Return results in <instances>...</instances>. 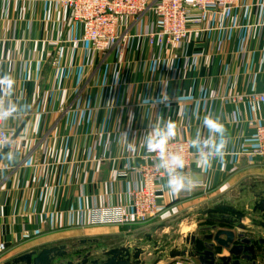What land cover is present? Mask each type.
Returning a JSON list of instances; mask_svg holds the SVG:
<instances>
[{"label": "crops", "instance_id": "obj_1", "mask_svg": "<svg viewBox=\"0 0 264 264\" xmlns=\"http://www.w3.org/2000/svg\"><path fill=\"white\" fill-rule=\"evenodd\" d=\"M70 17L57 0H0V74L15 80L0 103L21 105L3 120L10 142L0 149V264L55 245L118 244L213 204L264 194V164L243 152L264 122V0L192 11L190 33L174 47L150 45L158 21L147 13L121 26L103 54L81 40L83 28ZM205 115L224 124L227 145L208 168L193 160L184 171L202 187L170 197L162 184L161 212L145 224H88L92 210L128 203L151 156L139 140L147 128L171 120L174 139L190 142L197 130L207 134ZM122 133L136 138L134 151Z\"/></svg>", "mask_w": 264, "mask_h": 264}, {"label": "built area", "instance_id": "obj_2", "mask_svg": "<svg viewBox=\"0 0 264 264\" xmlns=\"http://www.w3.org/2000/svg\"><path fill=\"white\" fill-rule=\"evenodd\" d=\"M68 7L71 20L83 28L81 40L100 54L109 52L117 45L121 26H127L134 19L151 13L158 21L157 29L148 35L152 46L174 47L190 33L189 17L192 11L206 14L216 9H226L236 0H57ZM77 41L73 43L74 46ZM264 102V96L260 97ZM10 142V133L0 120V149ZM189 141L173 139L169 150L183 154L188 171L195 159ZM244 154L264 164V122L256 125L253 135L244 143ZM155 156L151 154L149 163L139 172V184L128 193V203L124 206H109L94 209L89 216L90 226H116L129 228L145 224L159 216L161 205L159 193L165 183V174L154 166ZM125 176V174H120ZM202 183L195 187H202ZM6 251L0 244V256Z\"/></svg>", "mask_w": 264, "mask_h": 264}, {"label": "water", "instance_id": "obj_3", "mask_svg": "<svg viewBox=\"0 0 264 264\" xmlns=\"http://www.w3.org/2000/svg\"><path fill=\"white\" fill-rule=\"evenodd\" d=\"M251 197L247 194L236 206L229 201L213 204L162 224L148 235L130 236L118 244L79 241L55 245L5 264H170L177 260L194 264H259L255 259L264 258V248L258 253L256 250V246L264 247V194L256 195L254 202H249ZM246 234H254V238ZM200 241L203 250L197 248Z\"/></svg>", "mask_w": 264, "mask_h": 264}, {"label": "clouds", "instance_id": "obj_4", "mask_svg": "<svg viewBox=\"0 0 264 264\" xmlns=\"http://www.w3.org/2000/svg\"><path fill=\"white\" fill-rule=\"evenodd\" d=\"M15 86L14 78L9 74H0V94L11 95ZM166 101V95L160 98ZM21 110V105L15 101L0 103V120L13 117ZM206 135H201L197 130L196 135L191 139L189 148L194 149V163L199 169L208 168L216 159L223 158L227 139L225 126L216 117L205 115L201 121ZM126 147L134 151L136 144L129 141L127 135L122 133ZM176 136V125L171 120L157 119L144 134L139 137L144 151L155 156L154 166L165 174L164 187L170 197H175L183 191H189L196 186L197 181L184 173L185 158L182 153L169 150V143ZM166 216L167 213L165 212Z\"/></svg>", "mask_w": 264, "mask_h": 264}, {"label": "rangeland", "instance_id": "obj_5", "mask_svg": "<svg viewBox=\"0 0 264 264\" xmlns=\"http://www.w3.org/2000/svg\"><path fill=\"white\" fill-rule=\"evenodd\" d=\"M167 215H168V214H167ZM167 215H166V216H167ZM171 215H172V214H171ZM163 216H164V215H163ZM167 217H168V216H167ZM69 245H71V244H69ZM221 252H223V251H221ZM221 252H220V253H221Z\"/></svg>", "mask_w": 264, "mask_h": 264}]
</instances>
